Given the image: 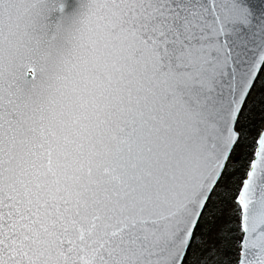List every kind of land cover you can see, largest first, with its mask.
I'll use <instances>...</instances> for the list:
<instances>
[{"label": "snow or ice", "instance_id": "1", "mask_svg": "<svg viewBox=\"0 0 264 264\" xmlns=\"http://www.w3.org/2000/svg\"><path fill=\"white\" fill-rule=\"evenodd\" d=\"M0 264H264V0H0Z\"/></svg>", "mask_w": 264, "mask_h": 264}]
</instances>
